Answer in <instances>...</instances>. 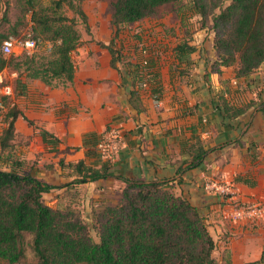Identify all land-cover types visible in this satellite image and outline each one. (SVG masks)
<instances>
[{
	"label": "crops",
	"instance_id": "0c3cea01",
	"mask_svg": "<svg viewBox=\"0 0 264 264\" xmlns=\"http://www.w3.org/2000/svg\"><path fill=\"white\" fill-rule=\"evenodd\" d=\"M202 34L203 44H191L199 51L184 61L176 57L177 45L169 62H156L152 48L147 65L134 63L136 71L121 62L113 67L109 51L93 46L91 57L75 65L72 83L46 86L22 79L12 154L26 173L53 187L43 198L54 209L73 202L87 212L115 205L124 187L119 178L165 182L173 195L199 209L215 243L217 264H246L258 261L264 251V217L226 219L230 205L204 186L223 179L235 184L240 203L264 205V62L247 77H236L238 64L212 73L213 35ZM161 53H168L166 47ZM222 102L263 104L229 120ZM111 127L121 132L123 145L106 160L95 145ZM198 148L208 151L202 165L179 172ZM78 163L106 166L109 177L79 181Z\"/></svg>",
	"mask_w": 264,
	"mask_h": 264
},
{
	"label": "trees",
	"instance_id": "16d2710c",
	"mask_svg": "<svg viewBox=\"0 0 264 264\" xmlns=\"http://www.w3.org/2000/svg\"><path fill=\"white\" fill-rule=\"evenodd\" d=\"M178 1L115 0L110 24L116 35L121 27L136 24L151 17L159 7ZM191 2L200 17V28L213 35L215 60L209 64L210 71L219 73L223 67L238 64L236 77L253 74L264 62V0ZM53 4L58 9L66 4L86 24L87 17L72 0H54ZM44 12L34 11L32 18L37 31L49 36L53 46L49 57L39 58L40 61L34 56L19 61L13 56L0 57V72L10 67L20 76L22 70L26 79H37L46 86H54V81L59 80L63 85L72 83V53L80 46V33L72 19H52ZM106 49L112 57L111 65L120 63V53L110 45ZM174 51L178 61H184L199 50L197 46L180 43ZM129 66L138 71L136 65ZM16 86L22 88L19 79ZM262 104L237 107L222 102L221 109L225 118L234 120ZM260 111L264 112V108ZM18 116L16 108L9 109L0 134V155L7 153L8 168L0 169V261L20 264L25 259L24 240L28 235L36 264H215V243L204 217L188 198L173 195L165 182L119 178L124 187L117 203L101 206L94 212L93 226L98 234V241H94L78 211L47 205L43 195L53 187L26 173L24 163L10 152ZM207 156L208 151L198 148L179 172L201 166ZM74 168L81 174L79 181L109 177L106 166L93 169L78 163ZM246 264H264V251L258 261Z\"/></svg>",
	"mask_w": 264,
	"mask_h": 264
},
{
	"label": "rangeland",
	"instance_id": "374dc122",
	"mask_svg": "<svg viewBox=\"0 0 264 264\" xmlns=\"http://www.w3.org/2000/svg\"><path fill=\"white\" fill-rule=\"evenodd\" d=\"M54 0H0V35L3 38L1 42L9 36H21L26 32H31L37 37L36 47L20 55H11L16 61L23 60L26 57L34 56L36 61L39 58L49 57L52 50V43L48 35H44L37 31L36 22L32 16L34 11H45L44 14L52 19L59 16L72 19L75 22V28L80 33V46L72 53L74 65L87 60L93 54L92 47L97 46L105 49L111 46L114 52L120 53V64L128 65L130 63L149 62L150 58L147 54H142L143 50H156L154 57L156 62H169L173 58L172 49L180 43L203 44L202 33L209 32L207 29H201L199 25V15L192 7L191 0H179L176 3L167 4L159 7L156 12L136 24L123 26L115 35V30L110 24L112 5L115 0H72L74 6H79L87 17L86 24L81 18L64 4L61 9L54 7ZM3 16L4 20L3 21ZM14 31V32H13ZM166 47L167 54L161 53V49ZM157 52H160V54ZM151 53H149L150 55ZM11 56L5 57L0 53V57L9 59ZM100 59V58H98ZM21 75L10 67L4 68L0 72L5 78V84L11 85L15 95L23 90L17 88L16 83L25 78V73L20 70ZM185 72V71H182ZM55 86H62V82L55 81ZM1 87V86H0ZM17 109V107H16ZM8 112V111H7ZM4 117L6 113H3ZM12 153V150L10 151ZM9 160V158H8ZM7 153L0 155V169L8 170ZM9 162V161H8ZM9 164V163H8ZM46 202L49 199H44ZM72 209L79 212L83 221L89 227V234L94 241H98L97 230L93 226L94 212L100 208H96L87 212L81 207L79 202H73L61 209ZM31 237L26 236L24 245L26 249L25 259L20 264H36V259L30 250ZM215 260V258H214ZM0 264H4L0 261ZM215 264H217L215 260Z\"/></svg>",
	"mask_w": 264,
	"mask_h": 264
},
{
	"label": "built area",
	"instance_id": "2783aa9c",
	"mask_svg": "<svg viewBox=\"0 0 264 264\" xmlns=\"http://www.w3.org/2000/svg\"><path fill=\"white\" fill-rule=\"evenodd\" d=\"M37 45L36 39H34L31 32L15 37L9 36L4 39L0 46V53L5 56L14 55L15 52L20 53L29 52L33 50ZM142 54L149 56V50H143ZM147 65V62L142 63ZM0 134L4 127V114L9 109L16 108V95L11 85L5 84V78L3 74H0ZM2 98H6L4 102ZM123 145V138L121 132L111 127L105 130L100 136L95 145L97 153L104 159L114 158L120 151ZM205 190L210 194L221 198L222 202H226L230 205V212L225 214V218L237 222L239 220H258L264 217V205L260 203H246L242 204L237 199L238 192L236 186L232 182H227L223 179H210L205 183Z\"/></svg>",
	"mask_w": 264,
	"mask_h": 264
},
{
	"label": "water",
	"instance_id": "95a60500",
	"mask_svg": "<svg viewBox=\"0 0 264 264\" xmlns=\"http://www.w3.org/2000/svg\"><path fill=\"white\" fill-rule=\"evenodd\" d=\"M243 131H245V130H243Z\"/></svg>",
	"mask_w": 264,
	"mask_h": 264
}]
</instances>
